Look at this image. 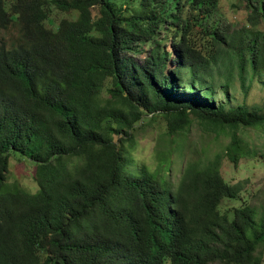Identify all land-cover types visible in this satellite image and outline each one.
Returning <instances> with one entry per match:
<instances>
[{
    "label": "trees",
    "instance_id": "1",
    "mask_svg": "<svg viewBox=\"0 0 264 264\" xmlns=\"http://www.w3.org/2000/svg\"><path fill=\"white\" fill-rule=\"evenodd\" d=\"M240 2L235 29L222 0H0V264H264V103L231 92L264 80V0ZM147 128L156 166L131 168Z\"/></svg>",
    "mask_w": 264,
    "mask_h": 264
},
{
    "label": "rangeland",
    "instance_id": "2",
    "mask_svg": "<svg viewBox=\"0 0 264 264\" xmlns=\"http://www.w3.org/2000/svg\"><path fill=\"white\" fill-rule=\"evenodd\" d=\"M51 19L54 22H58L61 19L64 18H70V15L65 14L63 12H60L58 10L53 9L51 11ZM248 12L245 9V6L243 3L240 2V0H222V9H221V22L224 25H227L231 28H240L243 23L245 22V18L247 17ZM259 36L258 37V43H261L264 41V23H261L258 27ZM3 31H0V36L2 35ZM10 36H12V33H9ZM4 36H8L7 33L4 34ZM264 81V80H263ZM261 81V82H263ZM261 82L254 78L251 82L247 81L246 86L248 87V90L246 92H243L240 88V83L235 81L233 83V87L231 89V92L235 96V103L236 104H243L247 107H255V106H261L264 103V84H261ZM217 99L223 100V96L221 94L217 95ZM217 100V101H218ZM158 130L147 128L143 131L138 132L135 135V146L130 150V159L132 161V167L131 168H139V167H145L147 170H153L156 166V159H155V145L158 142ZM204 135V136H202ZM206 134H204L200 128L196 125L194 122L193 126L191 127L190 131L187 134V140H190L193 143L196 144H202V145H208L212 148H217L223 144V140H214L212 137H206ZM250 137L257 143L260 144L261 147H264V138L261 135L258 134H251ZM176 152H174L173 155H171V172L169 173V176L171 180L173 181L174 185H176L177 181L179 180V177L181 175V171L185 165L187 157L185 154L175 156ZM15 158V157H12ZM223 173L228 171L229 172V165L224 161L222 166ZM33 173V167L31 165H27V163L24 162H18L14 159L10 160V166H9V172L7 175L8 182L16 181L20 185H24L26 187H29L33 185L31 180V175ZM264 175V169H256L253 173L249 174L247 172L246 177L249 178L250 185H259L263 183V177ZM225 177H230V174L228 175L225 173ZM239 178L236 175L235 181H238Z\"/></svg>",
    "mask_w": 264,
    "mask_h": 264
}]
</instances>
